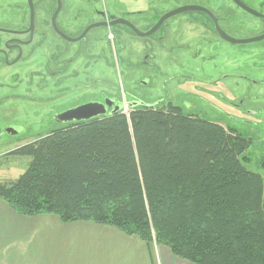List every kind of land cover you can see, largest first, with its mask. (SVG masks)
I'll return each instance as SVG.
<instances>
[{
	"label": "trees",
	"instance_id": "16d2710c",
	"mask_svg": "<svg viewBox=\"0 0 264 264\" xmlns=\"http://www.w3.org/2000/svg\"><path fill=\"white\" fill-rule=\"evenodd\" d=\"M228 130V131H227ZM168 106L48 131L0 200L18 215L113 227L191 264H264V182L251 139Z\"/></svg>",
	"mask_w": 264,
	"mask_h": 264
},
{
	"label": "flooded vegetation",
	"instance_id": "af4514ba",
	"mask_svg": "<svg viewBox=\"0 0 264 264\" xmlns=\"http://www.w3.org/2000/svg\"><path fill=\"white\" fill-rule=\"evenodd\" d=\"M14 1L15 4L9 6L7 0H0V129L3 128L0 134L9 135L7 139L23 136L42 122L8 124L10 104L12 107L26 103L29 111H34L37 108L33 106L50 103L45 123L46 127H53L50 130L78 123L62 121L60 116L88 104L102 113L93 119L117 112L125 115L127 109L131 113L137 107H158L160 104L140 102L125 92L119 94L100 77L99 70L114 63V59L126 51L125 45H143L142 50L148 45H177L188 54L192 47L200 45L193 49L189 61L204 60V57L198 58L199 55L205 56L212 47L248 45L244 50L250 53L255 68L264 69V0ZM238 32L249 36L242 35L245 38L241 40L233 38ZM39 57L35 70L20 72L21 66ZM141 59V64L147 66V55ZM179 64H182L181 59ZM198 70L203 80H196L193 75L180 76L187 90L208 99L213 109L217 103L225 110L229 106L232 119L251 125L263 123L260 119L264 116L261 101L264 76L242 78L243 82L234 80V84L242 88V98L232 101L230 96L240 91H232L230 84H225L232 74L224 73L213 79L200 65ZM89 73L93 78L89 79ZM145 84V81L139 82L140 87ZM76 92L84 96L83 99L88 98L87 101L72 103L70 100ZM176 107L184 113L181 107ZM206 121L227 129L219 122Z\"/></svg>",
	"mask_w": 264,
	"mask_h": 264
},
{
	"label": "rangeland",
	"instance_id": "374dc122",
	"mask_svg": "<svg viewBox=\"0 0 264 264\" xmlns=\"http://www.w3.org/2000/svg\"><path fill=\"white\" fill-rule=\"evenodd\" d=\"M7 1L9 6L15 4L14 0ZM242 35L249 36L248 33L238 32L233 34V38L238 40L244 39L245 37ZM198 46L200 45H197V47ZM246 46L248 45L212 47V49L207 51L205 56L199 55L198 58L201 59L204 57V60L198 61V59H195L189 61V55H193V49L197 47H192L190 54H188L177 48V45H148L146 48H143V50V45H125L127 48L126 51L123 52L122 55L120 54L118 59H114V63L112 62L110 66L106 65V67H104L103 70H99L100 72L98 73L102 74L100 76L102 80L111 87H114L116 91H119V94H124L125 92L127 96L135 97V99L140 102L146 104H160L158 108H166L168 105L172 107L179 106L184 111L183 113L179 109L183 114L187 115L188 113H192L194 114L192 116L200 119L219 122V124L229 130H234L248 139H251V146L244 153V158L247 160L244 166L248 171L261 175L264 182V116L260 119L263 120V123L256 125H251L239 119H232L233 114L229 106L225 110L217 103L216 109L211 108V106L208 105L209 100L204 97L199 98L194 91L187 90V88L183 86L182 77H180L183 74L193 75L195 76L193 78L196 80H203L198 70L199 65L204 68L206 74H212L213 79L224 73L232 74V77L228 78L225 84H230L232 91L233 89L240 91L236 94H232L230 100H241L242 88L236 86L234 80L243 82L242 78L264 76V69L255 68V62H253L250 57V53L245 52L244 48ZM177 49H179V51ZM144 55L148 57L147 66L141 64L143 61L141 58ZM208 56L211 58L205 60ZM179 59H181L182 64H179ZM39 61L40 57L35 59L33 63L24 64L20 67V72L35 70ZM88 68L91 72V66H88ZM88 77L89 79L93 78L91 73H89ZM88 80L86 83H88ZM141 81H145L146 84L140 87L139 82ZM258 87L261 89L263 88L262 86ZM137 88L140 90L137 91ZM246 88H248V85L244 87L245 90ZM260 88L256 89L260 90ZM79 94V92L74 93L70 101L72 103H76L79 100L87 101L88 98L83 99L84 96ZM261 101L264 103V98L261 99ZM212 102L214 103V101H211V103ZM192 104L199 105L192 106ZM214 104L216 105V103ZM247 104L244 103V107H246ZM50 105V103H41L38 107L33 106L37 109L29 111L30 107L26 103H20L12 107H10V104V109L8 110V124L14 123V121L29 122L33 120H42V122L40 126L28 130L27 133L18 138L7 139L6 137L9 135H5L4 133L0 134V186H7L16 182L31 162L30 157L16 156L9 153L21 147L24 143L30 142V140L45 136L50 128H53L45 126ZM261 105L262 104H260V106ZM127 110L129 111V109ZM2 130L3 128L0 129V131Z\"/></svg>",
	"mask_w": 264,
	"mask_h": 264
},
{
	"label": "crops",
	"instance_id": "0c3cea01",
	"mask_svg": "<svg viewBox=\"0 0 264 264\" xmlns=\"http://www.w3.org/2000/svg\"><path fill=\"white\" fill-rule=\"evenodd\" d=\"M0 264H191L155 244L90 222L24 217L0 200Z\"/></svg>",
	"mask_w": 264,
	"mask_h": 264
},
{
	"label": "water",
	"instance_id": "95a60500",
	"mask_svg": "<svg viewBox=\"0 0 264 264\" xmlns=\"http://www.w3.org/2000/svg\"><path fill=\"white\" fill-rule=\"evenodd\" d=\"M101 114L102 113L97 112L93 104H88L80 108H77L73 111L62 114L60 117H62V121H66V122H84V121L92 120L93 118H96Z\"/></svg>",
	"mask_w": 264,
	"mask_h": 264
},
{
	"label": "built area",
	"instance_id": "2783aa9c",
	"mask_svg": "<svg viewBox=\"0 0 264 264\" xmlns=\"http://www.w3.org/2000/svg\"><path fill=\"white\" fill-rule=\"evenodd\" d=\"M110 38H111V37H110ZM128 114H129V112H128V111H126V112H125V115H126V116H128Z\"/></svg>",
	"mask_w": 264,
	"mask_h": 264
}]
</instances>
